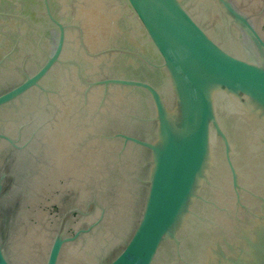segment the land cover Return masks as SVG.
<instances>
[{"label": "water", "instance_id": "obj_1", "mask_svg": "<svg viewBox=\"0 0 264 264\" xmlns=\"http://www.w3.org/2000/svg\"><path fill=\"white\" fill-rule=\"evenodd\" d=\"M0 264H264V0H0Z\"/></svg>", "mask_w": 264, "mask_h": 264}]
</instances>
